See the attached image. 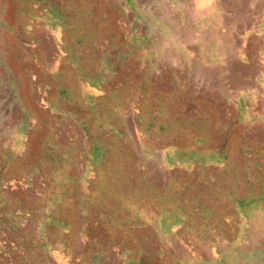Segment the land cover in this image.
<instances>
[{
  "label": "rangeland",
  "instance_id": "obj_1",
  "mask_svg": "<svg viewBox=\"0 0 264 264\" xmlns=\"http://www.w3.org/2000/svg\"><path fill=\"white\" fill-rule=\"evenodd\" d=\"M211 2L0 0V264H264V0Z\"/></svg>",
  "mask_w": 264,
  "mask_h": 264
},
{
  "label": "crops",
  "instance_id": "obj_2",
  "mask_svg": "<svg viewBox=\"0 0 264 264\" xmlns=\"http://www.w3.org/2000/svg\"><path fill=\"white\" fill-rule=\"evenodd\" d=\"M114 142V141H113ZM112 166H109V167H107V169H108V171H106V172H108V174H109V172L110 173H112V172H114V169L113 168H111ZM133 167V169H135L134 168V166H132ZM122 172V171H121ZM123 173V172H122ZM133 173H135V170H133ZM117 175V174H116ZM116 175H110L109 174V177H107L108 178V180H107V185H108V187L109 188H111V189H115V187H120V188H122V189H137L136 191H133L132 192V194H133V196L135 197V198H139V195H140V192H139V189H140V187H141V183L138 181V182H136V183H134L135 181H133V182H130V180L129 179H127V178H129L127 175H126V179L125 180H116V178L117 177H115ZM117 176H119V175H117ZM135 177V176H134ZM127 180H129V181H127ZM129 193V192H128ZM125 194V192L122 190V196ZM125 203H124V201H123V205H124ZM133 204H135V203H133ZM135 206V205H134ZM140 217H141V214L140 213H135V214H133V215H124V214H122L121 216H120V218H118L117 216H115V218H116V220L118 219L119 221H122V220H133V221H139L140 220ZM156 217V216H155ZM191 219H193V218H191ZM196 219H198V220H200V217L199 216H196ZM155 220H156V218H155ZM110 229V232L112 233L113 231H116V234L118 235V236H120V237H125V236H132L133 237V240H134V242L135 241H138L137 243L138 244H140L139 243V239H138V237H140L141 236V229L140 228H135L134 230H133V235L132 234H130V231H128L129 229H130V224L128 225V227L127 228H124L123 229V227H122V230H118V228L117 229H115L114 230V228H109ZM147 229L145 228L143 231H146ZM150 230V229H149ZM126 231H127V233H126ZM113 234V233H112ZM143 234H144V232H143ZM155 237V236H154ZM136 238V239H135ZM137 244V245H138ZM154 246V247H151V246ZM152 245H151V242H150V244H149V246L152 248V250L154 251L155 250V243H152ZM75 253V252H74ZM71 255V254H70ZM71 258H73V261L75 262L76 261V254H74L73 256H71ZM113 260V259H112ZM70 262H72V261H70ZM112 263V262H111ZM32 264H44V257L42 256V258H41V260H37V261H32ZM71 264H73V262L71 263Z\"/></svg>",
  "mask_w": 264,
  "mask_h": 264
},
{
  "label": "clouds",
  "instance_id": "obj_3",
  "mask_svg": "<svg viewBox=\"0 0 264 264\" xmlns=\"http://www.w3.org/2000/svg\"><path fill=\"white\" fill-rule=\"evenodd\" d=\"M192 15L194 19L203 18L206 12L212 10L211 0H191Z\"/></svg>",
  "mask_w": 264,
  "mask_h": 264
},
{
  "label": "bare ground",
  "instance_id": "obj_4",
  "mask_svg": "<svg viewBox=\"0 0 264 264\" xmlns=\"http://www.w3.org/2000/svg\"><path fill=\"white\" fill-rule=\"evenodd\" d=\"M234 7V6H233ZM230 9H232L231 7H230ZM244 20V19H243ZM33 23H34V21H33ZM32 25V24H31ZM35 25V24H34ZM244 27V26H243ZM245 28V27H244ZM187 30V29H186ZM183 31V30H182ZM181 31V32H182ZM173 33V32H172ZM192 33V32H191ZM191 33L190 32H187V33H183V35L184 36H182V37H186V38H190V36H191ZM168 34V33H167ZM193 34V33H192ZM181 35V34H180ZM171 36V35H170ZM175 37V36H174ZM179 38H180V36H179ZM184 39V38H183ZM175 40V39H174ZM180 40V39H179ZM195 40V39H194ZM181 41V40H180ZM191 41H193V40H191ZM174 42V41H173ZM198 42V41H197ZM182 44V43H181ZM178 65V64H177ZM257 127V126H256Z\"/></svg>",
  "mask_w": 264,
  "mask_h": 264
}]
</instances>
